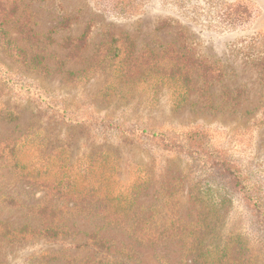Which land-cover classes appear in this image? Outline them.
Segmentation results:
<instances>
[{
	"label": "rangeland",
	"instance_id": "obj_1",
	"mask_svg": "<svg viewBox=\"0 0 264 264\" xmlns=\"http://www.w3.org/2000/svg\"><path fill=\"white\" fill-rule=\"evenodd\" d=\"M98 3L0 0V264H264L252 207L153 134L264 179V0Z\"/></svg>",
	"mask_w": 264,
	"mask_h": 264
},
{
	"label": "trees",
	"instance_id": "obj_2",
	"mask_svg": "<svg viewBox=\"0 0 264 264\" xmlns=\"http://www.w3.org/2000/svg\"><path fill=\"white\" fill-rule=\"evenodd\" d=\"M92 1L98 7V0ZM125 12L128 11H123ZM153 134H159L171 146L187 149L193 160L200 161L215 175H222L230 192L236 194L247 206L252 207L249 215L258 226L264 241V179L256 173L255 175L250 165L239 162L237 158H231L225 151L217 150L210 142L208 133L198 127L178 131L153 129ZM240 249L244 251L242 245ZM259 249L264 258V244L260 245ZM216 253L218 259L223 255V249L218 248Z\"/></svg>",
	"mask_w": 264,
	"mask_h": 264
}]
</instances>
